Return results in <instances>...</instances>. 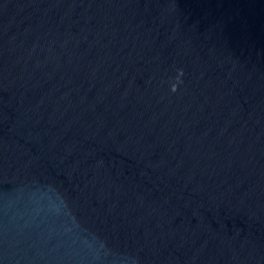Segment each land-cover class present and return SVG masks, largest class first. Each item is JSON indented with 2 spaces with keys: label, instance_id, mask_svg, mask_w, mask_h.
<instances>
[{
  "label": "water",
  "instance_id": "95a60500",
  "mask_svg": "<svg viewBox=\"0 0 264 264\" xmlns=\"http://www.w3.org/2000/svg\"><path fill=\"white\" fill-rule=\"evenodd\" d=\"M0 264H264V0H0Z\"/></svg>",
  "mask_w": 264,
  "mask_h": 264
}]
</instances>
